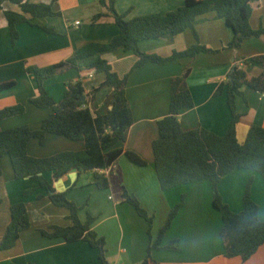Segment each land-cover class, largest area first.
Instances as JSON below:
<instances>
[{
  "label": "crops",
  "instance_id": "1",
  "mask_svg": "<svg viewBox=\"0 0 264 264\" xmlns=\"http://www.w3.org/2000/svg\"><path fill=\"white\" fill-rule=\"evenodd\" d=\"M100 1L30 0L36 5L53 4L56 14L36 19L33 25H19L15 44L11 40L5 13L13 12L27 19L32 15L24 13L19 5L10 2L0 4V85L16 82L10 90L0 89V110L16 105L25 107L24 114L0 120V131L25 125L39 130L43 120L52 112L51 109L37 108L31 102L38 96V84L36 77L28 72L29 68L44 69L65 63L88 44H108L119 34V27L111 21L102 24L91 22L94 16L104 12ZM184 6L185 0H115L116 11L127 20L152 14L165 15ZM250 25L254 30L264 28V0H258L254 7ZM195 31L199 43L212 52L164 65L150 63L135 70L138 59L133 52L117 50L104 55L114 73L120 77L129 76L126 94L132 108L133 124L128 131L124 153L105 172L109 180V187L105 190L95 185L94 172L79 173L76 169L54 180L53 187L82 208V221L88 215L96 218L92 230L105 239V252L82 240L69 243L45 237L43 231H50L53 226H72L69 212L56 207L48 192L36 181L16 179L10 158L4 156L0 176V245L11 222L13 205H26L31 227L21 233L12 249L0 253V264H142L148 248L158 239L168 213L182 197L186 198L182 218L179 222H172L163 236L160 249L151 252L149 264H264V245L254 256L243 261L240 257H225L222 240L212 238L214 232L221 231L223 220L217 216L218 210L213 205L210 182L201 181L164 191L154 168L152 144L159 135L158 123L170 113L172 79L189 70L187 83L195 105L178 115L183 129L189 131L203 127L223 136L230 128L233 116L228 105L227 87L218 94L219 86L229 80L236 65L245 68L250 77H257L264 71L260 65L245 63L254 57L264 56V35L246 40L237 51L230 49L228 46L234 32L224 19L217 18L215 12L199 17ZM195 43L192 31L188 30L172 41H142L140 50L168 58L175 51H185ZM80 78L84 79L87 93L99 88L105 80L103 74L94 71L81 74L73 68L45 80L44 87L59 105L69 82ZM86 106L94 114H107L113 108V89L102 87L94 101ZM236 110L241 114L236 134L243 142L253 125L264 127V95L244 89V96L236 101ZM83 150V142L52 134L46 136L44 143L32 140L28 145V154L34 158ZM127 151L139 155L146 165L132 163ZM45 177L51 180L52 173ZM251 179L252 198L260 210H264L263 177L252 170L238 169L224 177L218 187L223 202L232 212L238 214L244 210L243 198ZM124 190L139 201L149 216L153 214L156 217L154 213L161 210L159 222L151 226V235L147 234L150 228L147 221L132 205L123 201ZM191 198L194 201L188 207ZM135 232L146 240L137 243ZM193 241L198 242L193 244ZM172 244L176 249H167Z\"/></svg>",
  "mask_w": 264,
  "mask_h": 264
},
{
  "label": "trees",
  "instance_id": "2",
  "mask_svg": "<svg viewBox=\"0 0 264 264\" xmlns=\"http://www.w3.org/2000/svg\"><path fill=\"white\" fill-rule=\"evenodd\" d=\"M5 2L19 5L24 13L32 15L31 19H27L13 12L5 13L13 44L19 37L17 30L19 25L22 23L33 25L36 19L56 14L53 4L36 5L30 0H0V4ZM257 2L258 0H185L184 7L165 15L152 14L127 20L124 15L116 11L115 0H101L100 5L104 12L94 16L91 22L102 24L111 21L119 27V34L110 43H91L76 51L65 63L44 69H28V72L36 77L38 84V96L31 102L37 108L51 109L52 112L43 120L39 130H33L25 125L0 131V176L2 175L1 159L8 156L16 179L36 181L48 192L56 207L64 208L69 212L68 218L72 221V226H53L50 231H43L45 237L63 239L69 243L82 240L90 247L100 249L102 253L105 252V239L92 230L96 218L88 215L87 219L82 221L80 219L82 208L70 201L65 193L56 192L53 187L54 180L76 169L79 173L94 172L95 185L105 190L109 187L105 172L117 163L124 153L128 131L133 124L132 108L126 94L129 76L120 77L114 73L104 55L117 50L133 52L138 59L133 68L135 70L150 63L164 65L174 60L194 58L200 53L212 52L199 43L195 31L199 17L211 12H215L217 18L224 19L233 30L234 38L228 47L237 51L246 40L264 35V28L254 30L250 25V17ZM188 30L192 31L196 43L185 51H175L170 57L163 58L142 53L140 50L142 41L155 39L172 41ZM245 63L260 65L264 68V56L254 57ZM73 68L78 69L81 74L86 71L103 74L105 80L99 88L93 89L90 93L86 91L83 78L76 82H69L63 101L57 105L47 93L44 82ZM188 75L187 69L181 76L172 79L170 113L158 123L159 135L152 144L154 168L164 191L201 181L210 182L213 205L221 213L223 225L231 226L244 213L260 210L252 198L253 179L246 187L243 199L244 210L238 214L232 212L223 202L218 187L224 177L238 169L255 171L264 179V127L253 125L243 142L238 140L236 134V125L241 116L236 110V101L244 96L246 88L264 95V71L257 77H250L245 68L236 65L229 80L219 86L218 94L224 92L227 87L228 105L233 116L231 126L223 136L203 127L187 131L179 123L178 115L192 109L195 105L187 83ZM15 85L16 82H6L0 85V89L10 90ZM102 87L113 89V108L105 115L94 114L90 108H84L85 105L94 101L96 93ZM83 98H85L84 101ZM24 113L23 105L1 109L0 120ZM48 134L81 141L84 143V150L62 152L45 158L30 156L29 143L32 140L44 143ZM126 155L135 165H146L139 155L130 151H127ZM48 173H52L51 180L45 177ZM122 198L124 202L136 209L138 215L144 218L151 228L153 216H149L139 201L125 190ZM180 206H177L170 214L158 239L148 248L147 257L142 264H149L152 261L151 252L160 249L163 236L171 227ZM30 227V216L26 205L23 203L13 205L11 222L4 241L0 245V253L12 249L20 239L21 233ZM221 232H223L221 240L227 258L240 257L246 261L264 245V228L239 235L231 234L226 227L222 228ZM167 249L176 248L172 244Z\"/></svg>",
  "mask_w": 264,
  "mask_h": 264
},
{
  "label": "clouds",
  "instance_id": "3",
  "mask_svg": "<svg viewBox=\"0 0 264 264\" xmlns=\"http://www.w3.org/2000/svg\"><path fill=\"white\" fill-rule=\"evenodd\" d=\"M231 234L239 235L245 232L255 231L258 228H264V210H256L254 212H246L241 215L234 225L225 226ZM213 239H223V232L217 231L212 235ZM198 241H193V244Z\"/></svg>",
  "mask_w": 264,
  "mask_h": 264
},
{
  "label": "rangeland",
  "instance_id": "4",
  "mask_svg": "<svg viewBox=\"0 0 264 264\" xmlns=\"http://www.w3.org/2000/svg\"><path fill=\"white\" fill-rule=\"evenodd\" d=\"M239 140V139H238ZM246 191V190H245ZM245 195V194H244ZM244 199V198H243ZM185 200H186V198H181V200H180V202L179 203H177V204H175L172 208H171V210H170V212L168 213V215H167V221H168V218H169V216H170V214L174 211V209L177 207V206H180L178 209H177V214L179 213V216L178 217H174L173 218V220H172V222L173 221H176V222H179L180 220H181V218H182V214H183V212H184V205H185ZM194 201V199L193 198H191V199H189V201H188V207L189 206H191L192 205V202ZM244 203V202H243ZM160 212H161V210H157V213H154L155 215H156V217L155 216H153V214H151V216H153V217H155L154 219H153V223H158L159 222V219H160ZM217 216L220 218V216H221V213L220 212H218L217 211ZM166 217V216H165ZM177 218V219H176ZM144 219V218H143ZM176 219V220H175ZM221 219V218H220ZM166 221V222H167ZM145 222V221H144ZM148 226H149V224L148 223H146ZM153 225V224H152ZM135 234L137 235V240H136V242L138 243L139 241H144V240H146V238L145 237H142V236H139L138 234H137V232H135ZM147 234L148 235H151V228H148L147 229ZM247 261V260H246Z\"/></svg>",
  "mask_w": 264,
  "mask_h": 264
},
{
  "label": "water",
  "instance_id": "5",
  "mask_svg": "<svg viewBox=\"0 0 264 264\" xmlns=\"http://www.w3.org/2000/svg\"><path fill=\"white\" fill-rule=\"evenodd\" d=\"M234 71V68L232 69V72ZM83 101L85 100V98L82 99Z\"/></svg>",
  "mask_w": 264,
  "mask_h": 264
},
{
  "label": "built area",
  "instance_id": "6",
  "mask_svg": "<svg viewBox=\"0 0 264 264\" xmlns=\"http://www.w3.org/2000/svg\"><path fill=\"white\" fill-rule=\"evenodd\" d=\"M84 108H87V106L85 105Z\"/></svg>",
  "mask_w": 264,
  "mask_h": 264
}]
</instances>
